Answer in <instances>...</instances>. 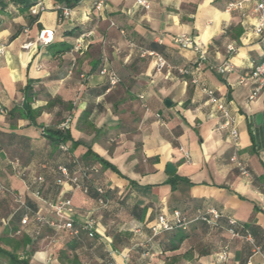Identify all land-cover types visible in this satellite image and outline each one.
Wrapping results in <instances>:
<instances>
[{"label":"crops","instance_id":"1","mask_svg":"<svg viewBox=\"0 0 264 264\" xmlns=\"http://www.w3.org/2000/svg\"><path fill=\"white\" fill-rule=\"evenodd\" d=\"M233 1L148 0L144 10L135 0H109L96 11L91 0H81L70 18L61 19L54 0H37L43 10L36 15L0 0L3 249L28 264H260L245 236L264 252L256 182L264 183V86L251 98L258 82L249 77L264 59V31L254 33L252 5L227 11ZM43 29L53 31L47 46L35 43ZM82 33L89 35L74 50ZM179 35L190 37L202 55L175 45ZM61 45L69 50L55 54ZM228 45L235 47L231 55ZM144 52L160 54L167 67L156 71L155 58ZM226 62L231 71L218 73ZM103 63L117 85L99 74ZM199 85L233 118L236 144ZM65 123L68 154L47 138ZM232 156L251 179L239 175ZM70 159L96 168L81 188L57 170ZM167 164L173 172H166ZM97 188L104 191V206ZM63 199L71 200L75 227L94 221L93 237L36 223L35 212L54 220L51 205ZM209 210L220 216L212 226L197 220ZM174 211L183 225L153 236L157 218L173 221ZM178 229L185 238L170 250ZM223 247L225 261L219 259Z\"/></svg>","mask_w":264,"mask_h":264},{"label":"built area","instance_id":"2","mask_svg":"<svg viewBox=\"0 0 264 264\" xmlns=\"http://www.w3.org/2000/svg\"><path fill=\"white\" fill-rule=\"evenodd\" d=\"M93 3V9L96 11H100L103 9L105 4L109 0H91ZM246 4L252 5V11L256 15V25L254 29V33L257 36H260L263 31H264V0H238V1H233L227 4L226 10L227 11H239L241 12ZM135 5L139 8H142L144 10H149L150 9V3L148 0H135ZM57 9L60 11V16L61 19H68L71 17V9L67 7H57ZM42 5L41 3H37L34 7L31 8L30 13L31 15H36L38 12L42 11ZM89 33H82L77 39L76 43L74 45V50H79L81 48L80 42L82 39L87 37ZM53 41V31L52 30H47L43 29L39 31L36 37L35 43L39 46H47L51 44ZM174 44L177 45L178 47L182 49H189L193 50L200 55H202V52L197 44L194 43V41L186 36V35H179L174 38L173 40ZM262 42H264V37L262 38ZM235 52V47L234 45H228L227 46V53L229 55L233 54ZM144 55H149L151 57L155 58V70L156 71H161L165 67H167V63L165 59L158 53L155 52H144L142 53V56ZM105 63V60H104ZM104 63L102 64V67L99 70V74L103 76H107L109 79V84L110 86H115L119 83V79L114 75L112 71H109L105 66ZM217 72L220 74L228 73L231 71V65L226 62L224 63L221 67H218ZM179 74L181 75H186L188 72L185 69H179L178 70ZM249 77L253 79L254 81L258 82V86L254 89L251 98L255 97L259 91L262 89L264 86V59L263 61L255 66ZM192 83L194 85H198L197 81L192 80ZM200 86V85H199ZM201 91L207 95L208 97V102L212 105H215L217 109L222 113V115L225 118V123L223 124V127L226 126H231L230 128V137L232 141L236 144L238 140V133L236 129L232 126L233 124V118L229 116L227 111L225 110L224 106L219 103V101L213 96V92L211 90H207L203 86H200ZM142 99V97H139ZM156 117H159V115H156ZM67 123V121H66ZM66 123L62 125L61 129H66ZM67 146L65 144H61L59 146V150L65 152L67 151ZM17 162V161H16ZM230 162L234 164L235 168L237 169L239 175L243 178L246 179H251V176L249 174V171L247 170L246 166L239 160L237 159L236 156H232L230 158ZM72 163L76 165L79 169V162L75 159L72 160ZM15 166L17 163L14 164ZM93 171H96V168L92 167L91 168ZM58 172L59 174L68 182H70L75 188H81L79 181H78V176H69L67 168L60 166L58 167ZM16 174L18 176H23L22 173L18 170H15ZM81 172V170H80ZM85 170L81 172L82 175H84ZM42 178L39 177L36 179L37 183H42ZM83 191L86 193L87 189H83ZM96 192L98 195L101 197L99 199V204L101 206H104L106 204V201L103 198V191L101 188H97ZM262 204L264 205V187L262 190L259 192ZM35 195L38 196V192H35ZM51 210L53 212V215L55 217L54 220H50L45 218L43 215L40 213H35L34 214V220L38 224H46L50 228H52L55 232H59L63 229L67 230L71 235H78L79 232H85L89 237H93V225L94 221L93 220H86L81 224L79 227H75L74 221L72 219V215L74 214V209L71 203L70 199H63L60 201H57L56 203L51 205ZM173 221H169L165 216L160 215L157 218L156 223L151 227V232L153 236H157L161 233L168 232L173 230L175 227H180L183 225L184 218L181 217V214L178 211H174L172 213ZM219 214L215 210H209L205 214H201L198 216L197 220L200 222L205 223L206 225L212 226L215 225L216 221L219 219ZM28 222V217L24 216L21 220V224L25 225ZM230 224H233L232 221H230ZM228 233L233 236L237 237L238 235L232 231L228 230ZM245 240L248 241L252 246H253V254L259 255L261 262L260 264H264V252H262L259 248L255 247L253 244V239L247 235L245 236ZM227 257V247H223L222 251L219 253V259L221 261H225ZM250 264V263H249Z\"/></svg>","mask_w":264,"mask_h":264},{"label":"trees","instance_id":"3","mask_svg":"<svg viewBox=\"0 0 264 264\" xmlns=\"http://www.w3.org/2000/svg\"><path fill=\"white\" fill-rule=\"evenodd\" d=\"M14 2V4L18 5L20 8V12H27L29 11L35 4H37V0H12ZM81 0H54L55 4L61 8V7H67V8H74L75 6H77V4L80 2ZM60 48L55 52V54H62L65 53L69 50L68 46L65 45H61L59 46ZM47 138L49 140V142L55 146H57L59 148V146L61 144H63L64 141L68 140V135L65 129H57V130H52L50 133L47 134ZM63 152V151H62ZM64 153L68 154L69 153V149H67V151H65ZM88 154H87V158H88ZM70 163L69 165H61L65 168H67L68 170V174L69 176H78V181L79 184L81 185V180L82 179H88V176L90 173L95 172L93 171L91 168L92 166L89 164H84V163H80L79 162V166L80 169L74 165L72 163V160L70 159ZM103 168L107 167V164H103L102 165ZM83 170H85L84 175L81 174V172ZM96 173V172H95ZM257 187L258 190L261 191L262 188L264 187V183L261 182L260 180H257ZM84 187V186H83ZM86 187V186H85ZM87 189V187L85 188ZM103 191V189H102ZM36 192L39 193L38 190H36ZM103 195H104V191H103ZM38 213V212H35ZM34 213V214H35ZM232 231H236L235 228H231ZM8 233H5L3 235V237L0 238V257L6 259L7 264H28L27 260L25 259H19L13 252H9L6 251L5 249H3L1 247V245H5L8 242ZM177 236V242L174 243L171 247L170 250H177L180 246V244L183 242L185 236L183 235V231L181 229L177 230L176 233ZM186 256V255H185Z\"/></svg>","mask_w":264,"mask_h":264},{"label":"water","instance_id":"4","mask_svg":"<svg viewBox=\"0 0 264 264\" xmlns=\"http://www.w3.org/2000/svg\"><path fill=\"white\" fill-rule=\"evenodd\" d=\"M165 104L167 106H169L170 103L169 102H165ZM259 118H260V116H258L256 120L258 121ZM173 171H174V168L172 167V165L171 164H167V166H166V172L171 173Z\"/></svg>","mask_w":264,"mask_h":264}]
</instances>
